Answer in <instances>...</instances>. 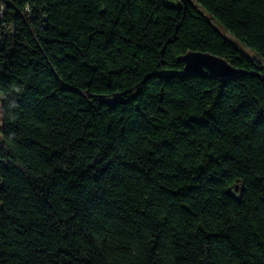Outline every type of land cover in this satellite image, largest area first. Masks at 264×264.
I'll list each match as a JSON object with an SVG mask.
<instances>
[{
  "label": "trees",
  "instance_id": "1",
  "mask_svg": "<svg viewBox=\"0 0 264 264\" xmlns=\"http://www.w3.org/2000/svg\"><path fill=\"white\" fill-rule=\"evenodd\" d=\"M3 6L0 264H264V0Z\"/></svg>",
  "mask_w": 264,
  "mask_h": 264
},
{
  "label": "water",
  "instance_id": "2",
  "mask_svg": "<svg viewBox=\"0 0 264 264\" xmlns=\"http://www.w3.org/2000/svg\"><path fill=\"white\" fill-rule=\"evenodd\" d=\"M186 74L204 75L207 72L211 77L220 80H229L238 75L225 60L206 53H187L182 59ZM238 189L236 188L235 191Z\"/></svg>",
  "mask_w": 264,
  "mask_h": 264
},
{
  "label": "built area",
  "instance_id": "3",
  "mask_svg": "<svg viewBox=\"0 0 264 264\" xmlns=\"http://www.w3.org/2000/svg\"><path fill=\"white\" fill-rule=\"evenodd\" d=\"M4 0H0V29L4 26V17H5V9H4ZM26 13L31 14V10L26 8Z\"/></svg>",
  "mask_w": 264,
  "mask_h": 264
},
{
  "label": "rangeland",
  "instance_id": "4",
  "mask_svg": "<svg viewBox=\"0 0 264 264\" xmlns=\"http://www.w3.org/2000/svg\"><path fill=\"white\" fill-rule=\"evenodd\" d=\"M219 30L222 33H224L230 40H232L234 42V44L236 45V42H235V40L232 37H230L227 33H225L221 28H219ZM246 53L248 54V56L250 58H252L253 60H255L256 62H258L260 65H262L264 67V61L262 59L256 57L252 52H249L247 50H246Z\"/></svg>",
  "mask_w": 264,
  "mask_h": 264
}]
</instances>
